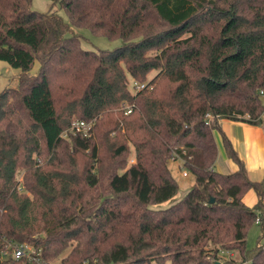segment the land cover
<instances>
[{
    "label": "trees",
    "instance_id": "16d2710c",
    "mask_svg": "<svg viewBox=\"0 0 264 264\" xmlns=\"http://www.w3.org/2000/svg\"><path fill=\"white\" fill-rule=\"evenodd\" d=\"M49 1L69 21L0 0V61L20 70L0 90V264H264V180L225 134L238 168L218 171L214 133L264 125V0ZM82 27L122 43L86 48ZM74 116L89 136H63ZM173 154L195 177L177 200Z\"/></svg>",
    "mask_w": 264,
    "mask_h": 264
},
{
    "label": "rangeland",
    "instance_id": "374dc122",
    "mask_svg": "<svg viewBox=\"0 0 264 264\" xmlns=\"http://www.w3.org/2000/svg\"><path fill=\"white\" fill-rule=\"evenodd\" d=\"M32 8L37 11L45 12L48 10L58 9V5H52L51 1L49 0H32ZM58 12L61 13V15L66 20L69 21V16L67 15L64 9H58ZM75 30H77L82 34L83 36L82 44L84 47L89 49H99V48L113 49L122 43V41L119 38H109L108 36L103 34H95L90 29L85 27L75 28ZM6 64L7 63L5 61L2 60L0 61V90H3L4 88H7L9 86H17L19 83L18 78L20 76V72H19L20 70L8 64L6 66ZM34 70L35 68L33 69V71ZM152 75H154V71L149 74V77H152ZM133 81L134 80L130 77L128 85L132 90V92L136 93L138 90L133 87L132 85ZM73 118H76V116H74ZM220 119L221 118L218 119V122ZM68 131H73L70 128V126L66 131H64L63 134L64 137L68 136L67 134ZM134 159H135L134 150L133 147H131V152L128 156V163H130V161L131 162L134 161ZM169 166L172 169L174 177L179 183V190L174 198V200H177L181 198L189 190L190 186L195 181V177L186 167L183 166L181 160L172 159V156H170L169 159ZM184 172H187V175H184ZM246 200L247 201L250 200L249 195L246 196ZM168 204L169 202H164L161 205L166 206ZM259 234H260V227L257 224L252 225L249 229L248 237H247V244L249 247H254L256 245ZM17 247L22 249V253L20 256H25L31 260L32 259L34 260L40 252L39 249L35 248L31 244L16 246L14 247V249H16Z\"/></svg>",
    "mask_w": 264,
    "mask_h": 264
},
{
    "label": "crops",
    "instance_id": "0c3cea01",
    "mask_svg": "<svg viewBox=\"0 0 264 264\" xmlns=\"http://www.w3.org/2000/svg\"><path fill=\"white\" fill-rule=\"evenodd\" d=\"M219 123L222 132L214 131L219 150L216 169L230 173L238 168V164L229 156L225 148L223 142V134H225L235 151L244 160L249 177L252 180H264V125H254L229 118H221ZM247 195L250 197L249 201L246 200ZM243 199L247 204L253 205L257 196L253 190H250Z\"/></svg>",
    "mask_w": 264,
    "mask_h": 264
},
{
    "label": "built area",
    "instance_id": "2783aa9c",
    "mask_svg": "<svg viewBox=\"0 0 264 264\" xmlns=\"http://www.w3.org/2000/svg\"><path fill=\"white\" fill-rule=\"evenodd\" d=\"M132 85L137 90H141V89L146 87V82H139L137 80H134L132 82ZM121 107L125 111V113H130L131 111H133V105L129 104L127 102H123ZM262 117L264 119V114L262 115ZM215 118L217 119V117L215 115H213L212 113H207L206 122L210 124ZM93 123H94L93 121H87V120H83V119L76 117V118H73L72 123L70 125V128L73 130V132L82 133L84 136H89L91 134V127H92ZM172 159L181 160V158H177V156H175V154L172 155ZM184 175H187V172H184ZM17 248L15 249V256L16 257L20 256L22 253V249L21 248L17 249Z\"/></svg>",
    "mask_w": 264,
    "mask_h": 264
},
{
    "label": "water",
    "instance_id": "95a60500",
    "mask_svg": "<svg viewBox=\"0 0 264 264\" xmlns=\"http://www.w3.org/2000/svg\"><path fill=\"white\" fill-rule=\"evenodd\" d=\"M210 201L211 202H213L214 201V198L212 197L211 199H210ZM217 263H219V261L218 260H215Z\"/></svg>",
    "mask_w": 264,
    "mask_h": 264
}]
</instances>
